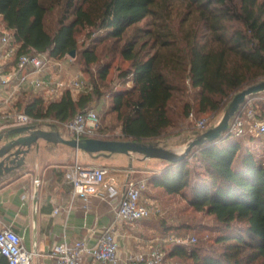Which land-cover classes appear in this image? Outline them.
Here are the masks:
<instances>
[{"label": "trees", "instance_id": "16d2710c", "mask_svg": "<svg viewBox=\"0 0 264 264\" xmlns=\"http://www.w3.org/2000/svg\"><path fill=\"white\" fill-rule=\"evenodd\" d=\"M172 1L176 0H0V21L16 46L15 57L46 54L61 60L75 51V60L77 35L85 29L88 37L95 36V45L111 42L110 51L129 63L119 78L120 84L130 81L131 86L113 91L110 97L122 140L156 145L176 123L169 106L173 91L193 92L195 104L186 101L181 108L180 118L185 119L190 113L218 114L237 92L264 80V0H177L185 4L192 21L179 34L169 22ZM57 5L62 12L56 29L49 32L45 18ZM148 18L154 28L142 30L138 24ZM188 20L184 15L180 25ZM80 57L83 72L91 75L90 66L99 62V55L83 49ZM108 68L103 63L98 77L83 76L89 90L75 99L69 90L56 101L33 97L21 102L24 113L33 123L71 120L101 94L95 82L106 79ZM263 96L251 97L232 118L243 122L241 136L228 131L194 147L184 160L166 162L147 178L144 197L152 189L179 196L186 207L212 216L218 225L211 247L196 245L194 237L191 245L174 243L164 261L264 264V159L250 146L255 136H264L250 126L252 118H264V105L255 110ZM191 160L202 171L191 168ZM153 217L140 221L159 235L187 227L181 220L175 227ZM0 264H7L1 255Z\"/></svg>", "mask_w": 264, "mask_h": 264}, {"label": "crops", "instance_id": "0c3cea01", "mask_svg": "<svg viewBox=\"0 0 264 264\" xmlns=\"http://www.w3.org/2000/svg\"><path fill=\"white\" fill-rule=\"evenodd\" d=\"M61 60L63 75H75L79 79H84L75 68L74 61L68 65L66 60ZM12 69L13 64H7L2 73L7 74ZM53 88L50 86L36 89L28 84H22L17 89L0 86V135L22 126L17 125L13 118L14 113H24L22 101H28L33 97H42L45 101L58 100L63 91L55 94ZM69 91L74 99L80 93ZM30 125L46 131H57L61 137L69 139L62 126L47 124L44 120H37ZM38 144L39 148L30 151L20 169L0 180V228L11 227L22 237L26 249L37 252L38 256L33 264H51L47 257L49 249L63 241L71 243L84 239L92 246L106 228H111L115 234L119 244L118 256L121 259L164 240L150 237L151 234L158 232L145 222L125 224L118 221L114 210L117 198L101 199L91 196L71 202V189L63 177L64 172L76 160L84 167L103 166L114 177L123 178L132 173L147 179L159 169L149 173L143 169L146 167L139 166L154 159L134 160L131 155L88 154L43 140H39ZM36 180L38 183H35ZM54 209L58 211L53 213ZM82 264L102 263L86 257Z\"/></svg>", "mask_w": 264, "mask_h": 264}, {"label": "built area", "instance_id": "2783aa9c", "mask_svg": "<svg viewBox=\"0 0 264 264\" xmlns=\"http://www.w3.org/2000/svg\"><path fill=\"white\" fill-rule=\"evenodd\" d=\"M16 46L9 33L0 36V86L17 89L22 84L40 89L53 86L52 91L57 94L64 90L87 92L89 87L84 79L77 76L62 74V60L50 59L46 54H21L15 57ZM71 64L73 57L67 55L63 58ZM7 64H13V69L3 74ZM17 125H30L33 119L25 113H14ZM188 118L194 120L197 133H203L208 127L207 119H194L192 113ZM45 123L62 126L69 139L102 138L105 133L101 130L100 118L94 107H87L77 113L71 120L59 123L54 120H44ZM251 129L257 134H264V122L252 118ZM229 131L239 137L243 134V122L234 118L230 121ZM64 180L71 189V202L75 199H87L91 196L101 199H118L114 207L118 221L133 224L137 221L157 216L160 208L149 204L144 199L147 179L127 174L123 178L114 177L103 166L84 167L75 162L64 172ZM38 183V180L35 181ZM58 209H54L56 213ZM191 243L195 238L189 239ZM173 242L185 244L183 240L165 238L157 245L139 253L121 259L118 256L119 244L111 228H106L98 237L96 243L89 246L84 239L71 243L61 242L53 245L47 257L51 264H82L88 257L102 264H163L166 257L165 243ZM0 255L7 264H33L38 256L35 250H28L22 243V237L11 227L0 228Z\"/></svg>", "mask_w": 264, "mask_h": 264}, {"label": "rangeland", "instance_id": "374dc122", "mask_svg": "<svg viewBox=\"0 0 264 264\" xmlns=\"http://www.w3.org/2000/svg\"><path fill=\"white\" fill-rule=\"evenodd\" d=\"M186 8L185 4L180 1H172L170 4V12H169V22L171 26L174 28V31L177 33L181 29H186L188 25H192L191 16H187L185 13ZM62 12L61 5H57L54 10L49 12L46 15L45 18V27L49 32H53L56 29V23L60 16V13ZM185 15L187 19H189L184 25L181 24V18ZM153 21V20H152ZM149 18L139 23V27L142 28V30L145 29H153L154 25H152V22ZM3 24L0 21V36L5 33ZM87 33H89L88 29L82 30L77 35V58L74 60L73 63H76L75 68H79L80 70L85 69L83 59L80 57V52L83 49H93L97 52V54L100 57L99 62L96 64H93L90 66V72L91 75L89 76H97L98 70L100 66L103 63H108L109 68L107 72L106 79L104 81H99L97 78L95 84L98 86V91L101 93L100 95H95L94 101L89 105L90 107H95L99 113V116H101V128L102 131L105 133L104 137L99 139H110L116 138V140H122V134L121 129L118 121L116 120V114L110 109L111 107V95L112 92L115 90L124 89L131 86V82L128 81L124 86L121 83V79L119 78L120 73L122 71L126 70L129 67V63L124 61L118 54L112 53L111 48V42L108 40L104 42H100L95 45L94 39L95 36L88 37ZM179 34V33H177ZM98 35H103L102 33H99ZM152 41H150L151 43ZM83 76L85 78H89L88 74H85L83 72ZM98 77V76H97ZM193 93V92H192ZM192 93L190 91L181 92L178 90L173 91V96L170 101V108H174L175 115L173 118L176 120L175 124H172L170 128H168L165 132V134H168L167 137H163V139H160L159 143H156V145L163 147L167 150L180 153L183 151V149L186 147V145L196 136L199 135L197 133L196 129L194 128V120H190L189 118L181 119V108L186 103V101H190L192 105L195 104V100L192 97ZM189 94L191 96H189ZM264 94V93H263ZM47 102L50 101L49 99L46 100ZM264 105V96L262 99L258 100L256 102V111H258V108H261V106ZM88 106V107H89ZM226 108V107H225ZM224 108V109H225ZM224 109L219 112L218 114H202L200 116H196V119H207L208 120V128L215 126L218 121L220 120ZM178 118H177V117ZM44 120H50V119H44ZM264 122V118L262 119ZM48 124V123H47ZM244 125H247V122L244 123ZM206 129V130H207ZM205 130V131H206ZM201 134V133H200ZM115 140V139H114ZM148 144V143H147ZM251 150L256 152L259 157H262L264 159V136H255V141L250 145ZM82 152V151H81ZM134 160L136 159H143L144 157L138 154H131ZM166 165L165 161L162 160H156L154 159L152 162H148V164H143V166L139 167H146L143 168L144 170H147L149 173L160 170L163 166ZM189 165L191 168H193L196 171H202V167L200 164L197 163L195 160H191L189 162ZM150 175V174H149ZM149 194L151 196L149 197ZM147 197H144L147 203L155 204L158 208H160V214L153 217V219H157V221H164V224L166 225H180V222H185L186 228L171 230L167 231L165 235H159L160 233H153L150 235V237H159V238H168V239H179L183 240L186 245H191L190 238L195 237L197 239L196 245H199L201 247L209 248L212 246L211 239L215 235L218 225L216 224L214 218L212 216H209L203 212H196L190 207H186V204L184 201L181 200L179 196H172L168 197L164 195L161 191H155L150 190L147 192ZM179 218H176V217ZM181 220V221H180ZM184 225V224H183ZM179 227V226H178ZM170 229V228H168ZM173 242H167L165 243L166 250H170L171 246L173 245ZM163 264H183L180 260L175 261H167L165 260Z\"/></svg>", "mask_w": 264, "mask_h": 264}, {"label": "water", "instance_id": "95a60500", "mask_svg": "<svg viewBox=\"0 0 264 264\" xmlns=\"http://www.w3.org/2000/svg\"><path fill=\"white\" fill-rule=\"evenodd\" d=\"M69 55L74 57L75 51H71ZM263 93L264 80L237 92L227 104L218 123L193 138L180 153L167 150L158 145L135 141L98 138L65 139L57 131H46L35 128L33 125H22L0 135V180L25 164V157L30 151L39 148V140L47 143L62 144L88 154H138L145 159L162 160L168 163L180 162L187 157L194 147L213 142L227 133L230 128V121L240 108L251 97Z\"/></svg>", "mask_w": 264, "mask_h": 264}]
</instances>
